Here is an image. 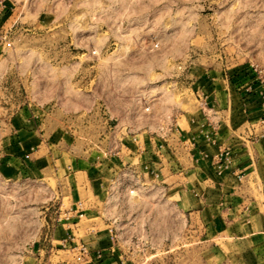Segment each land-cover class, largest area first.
Listing matches in <instances>:
<instances>
[{
	"label": "rangeland",
	"instance_id": "374dc122",
	"mask_svg": "<svg viewBox=\"0 0 264 264\" xmlns=\"http://www.w3.org/2000/svg\"><path fill=\"white\" fill-rule=\"evenodd\" d=\"M0 2V148L26 108L43 155L71 149L96 163L117 156L129 122L189 130L192 83L210 70L256 68L264 79V0ZM109 185L99 200L80 184L97 206L84 224L111 230L126 264H230L235 246L181 212L161 184L125 167ZM70 207L54 175L9 179L0 164V264L81 262L77 252L39 253Z\"/></svg>",
	"mask_w": 264,
	"mask_h": 264
},
{
	"label": "crops",
	"instance_id": "0c3cea01",
	"mask_svg": "<svg viewBox=\"0 0 264 264\" xmlns=\"http://www.w3.org/2000/svg\"><path fill=\"white\" fill-rule=\"evenodd\" d=\"M6 8L0 2V22L8 18ZM241 70H210L192 83L199 107L189 130L176 124L168 133L163 124L164 132L158 133L153 131L161 126L158 123L129 122L130 135L122 138L117 156L97 157L96 163L90 154L78 157L71 149L60 155L52 152L57 148L47 149L43 155L46 139L24 108L1 142L3 175L20 180L54 175L71 198V207L53 227L47 245L39 248L40 256L45 249L48 254L81 256L86 248L83 261L74 264H126L111 230L89 231L84 224L88 211L97 206L81 199L79 187L89 185L100 200L99 194H107L109 183L127 167L161 184L176 207L214 238L232 243L237 251L225 255L230 264H264V79L250 68ZM225 149H230L231 164L220 171Z\"/></svg>",
	"mask_w": 264,
	"mask_h": 264
},
{
	"label": "built area",
	"instance_id": "2783aa9c",
	"mask_svg": "<svg viewBox=\"0 0 264 264\" xmlns=\"http://www.w3.org/2000/svg\"><path fill=\"white\" fill-rule=\"evenodd\" d=\"M254 71L258 72V70L256 68L254 69ZM162 131H164V129H162ZM220 158H221V164L219 166V170L223 171L224 169H227L229 167V165L231 164L230 149H225L224 151H222V153L220 154ZM80 253H81V258L79 260L83 261L84 255H87L88 251L86 248H82L80 250Z\"/></svg>",
	"mask_w": 264,
	"mask_h": 264
}]
</instances>
